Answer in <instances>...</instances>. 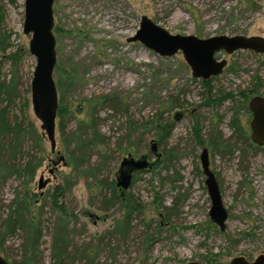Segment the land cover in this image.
<instances>
[{
    "label": "rangeland",
    "instance_id": "rangeland-1",
    "mask_svg": "<svg viewBox=\"0 0 264 264\" xmlns=\"http://www.w3.org/2000/svg\"><path fill=\"white\" fill-rule=\"evenodd\" d=\"M24 1L0 0V31L9 37L8 48L0 51V77L14 74L18 85L17 97L6 110L8 117L32 123L41 138L42 150L31 142L25 146L40 161L28 185L34 214L43 205L35 263L53 264V196L75 217L69 226L70 252L79 255L88 245L89 256L95 255L93 264H229L237 255L250 260L264 254V146L257 149L242 142L248 118L246 102L238 97L242 92L248 99L253 90L264 96V54L221 53L218 58L226 61L223 71L204 82L191 77L179 52L160 57L137 42L125 41L142 16L173 35L264 38V0H53L58 101V83L73 80L62 102L69 115L62 125L56 116L54 146L33 111L36 61L28 50L31 36L22 31ZM100 95L115 96L120 108H99L98 130L105 144L90 150L92 162L97 153L110 154L113 162L104 175L115 180L127 154L147 161L123 191L124 200L136 208L123 235L116 229L124 203H106L111 194L106 189L100 194L81 178L60 195L63 176L72 173L66 163L65 133L84 119L85 100ZM157 119L161 126L152 124ZM127 122L138 127L129 144L123 140ZM150 142L157 145V159L149 153ZM202 148L227 211L222 230L207 215L209 198L199 162ZM40 177L45 185L39 189ZM24 190L16 176L0 183V222L14 196ZM22 244L21 231L3 239L0 235V255L7 264L22 257Z\"/></svg>",
    "mask_w": 264,
    "mask_h": 264
},
{
    "label": "trees",
    "instance_id": "trees-1",
    "mask_svg": "<svg viewBox=\"0 0 264 264\" xmlns=\"http://www.w3.org/2000/svg\"><path fill=\"white\" fill-rule=\"evenodd\" d=\"M8 39L9 37L0 31L1 52H4L8 48ZM66 77L68 76L66 75ZM72 86L73 80L70 78H67V81L65 80L64 83H58L60 100L58 101L57 117L60 118V125H62V121L69 115L68 105L62 102ZM17 93L18 85L15 82L14 74L10 78L1 79L0 77V183L9 177L16 176L22 180L25 186V190L21 196L19 194L14 196L9 212L1 220L0 235L1 239H3V237L5 238L17 231H21L23 234V255L17 262L14 261L12 264H36L35 257L38 252L39 240L42 236L40 220H42L43 205L38 207L37 214H34L33 202L30 198L31 196L28 194V185L36 167L40 166V161H36L35 157H32L27 150L25 151V146L30 142L36 148H39V150H42V146L41 138L37 135L32 123L24 124L23 120H18L16 117L10 119L8 117L6 110L9 109L12 101L16 99ZM250 93H254V90ZM105 105H110L116 111V109L120 108V101L115 96L109 95H100L86 99L84 119L77 123L73 131L65 133L63 145L67 154L66 163L69 167H72V173L63 176V188L60 195H62L63 189L66 193L81 178L88 179V187L97 189L100 194L103 193L102 190L106 189L111 193L109 194V200L106 199V203L111 202L110 204H112L111 200L122 201L124 203L123 215L117 221L116 229V233L123 235L128 220H130L128 218L129 215L136 210L135 207L129 206L134 205V202L127 201L126 198L124 200V197L121 198L119 193H117L114 178L104 175V171L108 170L113 162L112 156L106 152L97 153V160L92 162L90 152L92 148H98L105 144V139L98 130L101 121L98 115L99 108ZM158 122L159 120L157 119L152 124L156 123L158 126H161V123L158 124ZM137 128L135 124L127 122L123 138L126 144H129V140L136 133ZM142 132L144 131L142 130ZM24 156H27V160L23 162ZM32 196L36 197L35 194H32ZM54 199L55 197L53 196L51 201L55 216L51 246L53 264H74L75 260H78L81 264L83 260V264H93L95 255L94 257L89 256L92 249L88 253V245L84 246L79 255L70 252L71 236L69 226L70 220H73L75 217L73 213L69 215L63 203L56 202Z\"/></svg>",
    "mask_w": 264,
    "mask_h": 264
},
{
    "label": "water",
    "instance_id": "water-1",
    "mask_svg": "<svg viewBox=\"0 0 264 264\" xmlns=\"http://www.w3.org/2000/svg\"><path fill=\"white\" fill-rule=\"evenodd\" d=\"M53 0H25L23 33L30 35L28 50L35 58L36 64L31 80V101L33 111L41 122V128L54 146V130L58 108V92L53 73L56 64L55 37L53 35ZM127 43L137 42L160 57H170L177 52L190 70L192 78L207 80L221 73L225 65L224 59H216L219 53L230 55L236 51H250L264 54V38L259 36L216 35L208 38H197L192 35L170 34L146 16L139 19L137 29L132 36L125 39ZM250 140L260 146L264 144V99L254 97L249 101ZM155 144L151 142L150 149L154 151ZM158 158V155H155ZM59 161H63L60 157ZM199 162L204 175V186L209 198L207 215L209 220L219 230L224 228L227 211L222 204L219 188L213 172L208 167L206 149L199 154ZM129 166L140 169L147 166L145 159L134 160L129 155L120 162V167ZM129 183V173H121L117 185L126 188ZM45 181L39 179L38 188ZM0 264L7 261L0 255ZM183 264H199L196 261ZM229 264H264V254L256 255L252 260H246L237 255L229 260Z\"/></svg>",
    "mask_w": 264,
    "mask_h": 264
},
{
    "label": "flooded vegetation",
    "instance_id": "flooded-vegetation-1",
    "mask_svg": "<svg viewBox=\"0 0 264 264\" xmlns=\"http://www.w3.org/2000/svg\"><path fill=\"white\" fill-rule=\"evenodd\" d=\"M237 52V51H236ZM219 54H221V53H219ZM219 54H217L216 56H215V58L216 59H222V58H218V55ZM255 54V53H254ZM225 55V54H224ZM225 65H226V61H225ZM225 65L223 66V68H222V71H223V69H224V67H225ZM221 71V72H222ZM221 74V73H220ZM219 75V74H218ZM217 75V76H218ZM214 77H216V76H214ZM214 77H209L207 80H202V79H200L201 81H209V80H211L212 78H214ZM242 92H240L238 95V97H240V99H241V101L242 102H246V106L244 107V113H245V116L248 118V126H247V131H244V130H242V142H244V143H246L247 145H250V146H253L254 148L256 147L257 149H259L260 147H263L264 146V144L263 145H260V146H258V145H256V144H254L251 140H250V132H251V130H250V126H249V124H250V121H251V119H252V115H251V111L249 110V101L252 99V98H254V97H259V98H262V99H264V96H262L261 94H259L258 92H255V93H253L248 99L246 98V96H242ZM247 99V100H246ZM174 118L176 119V116H174ZM237 121V120H236ZM237 123H238V121L237 122H234V124H236L237 125ZM240 126H237L236 128V131H240L241 129L239 128ZM153 144H155L154 142H152ZM150 146H151V142H150V144H149V153L150 154H152V155H154V157H155V155H158V158H159V153H157V145L155 144V147H154V151H151V149H150ZM203 149V148H202ZM201 149V150H202ZM205 149V148H204ZM201 152V151H200ZM127 155H129L131 158H133L134 160H136V159H145L146 160V157H132L130 154H127ZM127 155L125 156V157H123V158H126L127 157ZM207 157H208V154H207ZM59 158V157H58ZM122 158V159H123ZM156 159H157V157H155ZM121 159V160H122ZM121 160H120V162H121ZM141 169H143V168H140V169H133V168H130L129 166H123V167H120V164H119V167H118V174H117V176H116V178H115V185H116V189L117 190H119V192H120V197L122 198L123 197V191L129 186V184H130V182L132 181L131 180V178H132V176H133V174L135 173V172H137V171H139V170H141ZM120 172L121 173H125V172H128L129 173V183H128V185L126 186V188H122V187H120V186H118L117 185V181H118V178L120 177ZM202 172V171H201ZM254 258V257H253ZM252 258V259H253ZM246 259V258H245ZM252 259H250V260H252ZM247 260V259H246Z\"/></svg>",
    "mask_w": 264,
    "mask_h": 264
}]
</instances>
